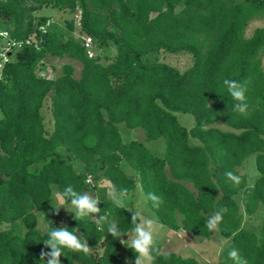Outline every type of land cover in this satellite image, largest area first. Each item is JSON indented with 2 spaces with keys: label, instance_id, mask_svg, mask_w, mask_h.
<instances>
[{
  "label": "trees",
  "instance_id": "1",
  "mask_svg": "<svg viewBox=\"0 0 264 264\" xmlns=\"http://www.w3.org/2000/svg\"><path fill=\"white\" fill-rule=\"evenodd\" d=\"M44 6L79 7L82 31L95 38L98 50L89 57L82 38L66 36L54 22L38 32L39 49L13 52L2 69L0 225L8 227L0 229V264H47L41 257L51 251L44 243L47 230L62 219L52 194L69 184L97 191L100 215L125 233L132 213L110 202L112 189H127L132 197L140 186L172 230L210 237L215 231L205 221L219 213L218 229L229 244L216 264H234L232 249L249 264H264V217L259 231L243 225L245 214L264 208V25L247 36L250 24L264 16V0H0V27L26 39L50 18L33 14ZM109 41L117 53L104 63ZM154 51L190 53L193 63L180 70L157 57L146 61ZM48 55L78 60L80 76L72 63L57 77L39 75L50 72L41 62ZM225 78L249 82L246 114L231 111L236 102L222 85ZM47 98L52 129L43 113ZM179 112L192 114L194 125H183ZM121 123L142 128L148 139L163 137L164 156L140 140H124ZM251 155L260 172L252 185L240 170ZM229 170L241 177L239 185L226 178ZM148 193L162 195L164 203L154 207ZM66 227L80 231L92 249L87 255L65 250L61 264H135V251L91 217H74ZM158 245L161 254L152 264H211Z\"/></svg>",
  "mask_w": 264,
  "mask_h": 264
},
{
  "label": "rangeland",
  "instance_id": "2",
  "mask_svg": "<svg viewBox=\"0 0 264 264\" xmlns=\"http://www.w3.org/2000/svg\"><path fill=\"white\" fill-rule=\"evenodd\" d=\"M29 4H34L32 2H28ZM37 17H50L64 29L66 36H78L79 29H75L74 25V14L75 12L70 11L69 9H53L50 6H44L42 10L35 11L33 13ZM37 21L35 23V26ZM74 26L72 30L70 25ZM264 25V16L254 20L247 31V36H250L254 29L259 26ZM76 31V32H75ZM117 53V49L115 43L113 41H109L103 50V57L102 61L107 63L109 60L106 56H114ZM158 58L161 61H165L173 66H176L180 70H185L193 63L192 55L190 53H169L166 51L160 52H151L148 56L144 57L146 61H153L155 58ZM263 64H264V54L262 56ZM41 62L46 63L47 66H50L49 71H39L38 74L41 76H48V77H57L58 75L62 74L63 65L66 63H72L75 66V76L79 77L81 70H82V63L78 60L71 59L67 56L64 57H54L52 55H48L44 57ZM50 98H47L45 101V105L43 107V113L46 116V125L48 129H52V125L49 122L51 118V111H50ZM179 120L181 123L187 127H191L195 123L194 116L190 113L179 112L178 113ZM222 127H228L222 123L219 124ZM120 131L124 140H140L144 142L153 152L158 156H164L165 148V140L163 137L159 139H148L144 130L142 128H129L126 124L121 123L119 124ZM193 143L199 142L198 139L193 138ZM63 151H66L64 147L61 148ZM67 152V151H66ZM75 167L81 166L78 161L72 162ZM244 168H240L242 171L246 170L249 176L250 184H253L255 180L260 176V172L257 168L256 164V156L251 155L249 156L244 162ZM100 187L106 185V182L98 183ZM191 188L193 185L188 183ZM143 199L146 201L145 196L141 189L139 190ZM87 192L97 194V191L89 190ZM240 197V196H239ZM138 209L141 210L145 216L157 218L155 212L150 208V206L144 203L141 196H137L136 202ZM69 208L70 211H73L71 204L65 205ZM67 208L61 207L62 211V219L59 222V227H66L69 221L75 217L74 212H70ZM264 217V208L261 207L259 211L254 215H244L243 225L244 227L251 228L255 231H259L260 226L262 224ZM158 219V218H157ZM159 222V220H158ZM44 221H41V225L43 226ZM8 227V224H1L0 229H5ZM172 233V235H170ZM158 240L164 243L163 251H173L177 254H180L184 257H195L201 261L211 262V264H216L218 260L221 258L223 249L229 244V239L224 237L220 234L219 229L217 228L215 232L210 236H199L193 234L188 231L181 230L180 232L172 231L165 225L159 222V227L157 228ZM124 239H128L127 236ZM147 264H152V261L147 262Z\"/></svg>",
  "mask_w": 264,
  "mask_h": 264
},
{
  "label": "clouds",
  "instance_id": "3",
  "mask_svg": "<svg viewBox=\"0 0 264 264\" xmlns=\"http://www.w3.org/2000/svg\"><path fill=\"white\" fill-rule=\"evenodd\" d=\"M222 85L227 93L231 96L232 100L236 103L231 111L240 114H246L248 110L247 95L249 92V82L236 81L233 79L225 78ZM210 105V104H209ZM211 106V105H210ZM226 178L234 185H239L241 177L234 171H226ZM128 194L127 189H120L119 191L112 189L108 193L109 200L112 204L120 209H127L132 213L131 224L132 228L127 233L122 232L120 226L115 220L109 221L107 216L100 215L101 204L100 198L97 194L87 191H77L71 184L65 186L63 191L54 192L53 199L55 204L52 203L55 214H59L61 207H66V203L70 201L75 218L79 221L80 218L91 217L98 225L100 230H106L112 237L119 239L126 247L131 248L137 254L135 264H147L156 255L161 254V249L158 245L157 228L159 222L157 218L145 216L144 213L137 210H130L126 203ZM147 199L152 201L153 206L159 208L164 199L162 195L156 193H148ZM223 216L219 213L211 215L205 222L206 228L209 231H215L219 223L222 221ZM49 237L44 243L51 249L49 252H42L41 257H47V264H61V256H66L65 250L83 253L87 255L92 248L89 247L87 239L80 233V231H70L67 227H54L47 230ZM127 236L128 239H124ZM229 258L234 261V264H249L247 257L242 256L237 249H232L228 253ZM67 257V256H66Z\"/></svg>",
  "mask_w": 264,
  "mask_h": 264
},
{
  "label": "built area",
  "instance_id": "4",
  "mask_svg": "<svg viewBox=\"0 0 264 264\" xmlns=\"http://www.w3.org/2000/svg\"><path fill=\"white\" fill-rule=\"evenodd\" d=\"M81 18V11L79 7H77L74 14V30L77 31V29H79V32L77 34L83 40L86 53L89 57L93 58L97 55L98 43L93 36L82 31ZM54 22L55 21L53 20V18H49L45 23L37 25L33 34H31L28 38L22 40L12 38L8 29L0 27V77L5 63L10 61L12 53L16 52L17 50L23 49L25 46L31 45L39 49L40 44L37 38L38 32H46L48 27ZM86 181L92 182V176L88 175Z\"/></svg>",
  "mask_w": 264,
  "mask_h": 264
},
{
  "label": "crops",
  "instance_id": "5",
  "mask_svg": "<svg viewBox=\"0 0 264 264\" xmlns=\"http://www.w3.org/2000/svg\"><path fill=\"white\" fill-rule=\"evenodd\" d=\"M244 164H243V166H241L240 168H244ZM241 170V169H240ZM241 172H243V173H247V171L246 170H241ZM248 174V173H247ZM248 182H249V176H248ZM188 184V183H187ZM192 184V183H191ZM249 184H250V182H249ZM189 185V184H188ZM193 185V184H192ZM252 185V184H251ZM191 187V186H190ZM141 189V187L139 186L138 188H137V190H136V192H135V194H134V196H132V197H126V203H127V205H128V207H131V208H133V209H135V210H137L138 209V206H137V204H136V202H137V196H141V198H142V200L144 201V203L146 204V202H147V200L145 201L144 199H143V196L141 195V193H140V190ZM193 190H195L194 189V186H193V188H192ZM142 191V190H141ZM146 199V198H145ZM148 204V203H147ZM158 218V217H157ZM158 220H159V218H158ZM159 222H160V220H159ZM161 223V222H160ZM167 227V226H166ZM170 229V228H169ZM170 230H172V229H170ZM181 230H184V229H179V230H172V231H176V232H180ZM184 231H187V230H184ZM189 232V231H188ZM170 235H172V233H170ZM161 242V241H160ZM161 244H162V251H163V248H164V243L163 242H161ZM128 247H126L125 245H124V249H127ZM164 252V251H163ZM165 252H173V251H165ZM184 257V256H183ZM188 257V256H187ZM195 258V257H194ZM197 259V258H196ZM199 260V259H198ZM199 261H201V260H199ZM202 262H206V261H202ZM207 263H211V262H207Z\"/></svg>",
  "mask_w": 264,
  "mask_h": 264
}]
</instances>
